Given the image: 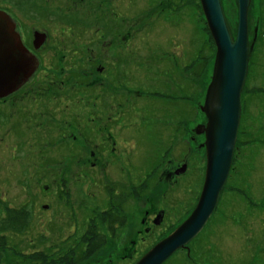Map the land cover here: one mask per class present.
Masks as SVG:
<instances>
[{
    "label": "flooded vegetation",
    "instance_id": "1",
    "mask_svg": "<svg viewBox=\"0 0 264 264\" xmlns=\"http://www.w3.org/2000/svg\"><path fill=\"white\" fill-rule=\"evenodd\" d=\"M148 3L150 7L146 10L147 14L149 12V16L158 21L169 20L170 10L181 12L180 1L176 3L175 0H148ZM257 3L258 24L252 25L251 32L255 35L247 38L250 58L241 87L239 123L247 190L246 208L250 223L247 250L252 253V264H264V62L261 61L262 58L264 60V0H257ZM165 4H169L168 11L162 7ZM119 5L114 3L72 7L70 10L78 12L74 15V21L78 24L75 27L76 34L69 38H58L56 32L55 38H49V30L56 29L54 23L48 30L41 27V23L36 26L28 24L25 17L22 18L10 10L8 0H0V11L4 12L3 17L0 15V45L5 50H8L9 46L13 47L14 34L22 45L11 53L17 60L19 70L26 71L27 61L33 67L25 82L7 95L0 96V152L2 156L14 161L22 171L29 167L23 163L24 159H40L41 164L38 165L37 162V165L41 168L48 167L49 170L44 173L51 176L52 184L49 186L40 183L37 185L41 188L38 191L48 194L51 187L54 197L58 188H64L65 192H68L69 184L75 180L73 174L77 172H80L83 180L88 177V172L101 174L104 189L109 186L105 179L107 182H110V178L115 180L119 190L114 189L109 195L107 206L102 207L96 215H91L93 221L94 218H100L101 227H96L90 222L79 232L83 236L84 231H90V226L95 228L101 236L103 235L98 239L102 243L100 248L107 243L109 232H116L119 227L116 228L115 218L109 225L103 217L107 214L111 217L116 215L120 226L124 228L129 220L125 206L138 201L140 197L132 157L133 138L126 135L133 130V118H141V114H135L132 110V93L143 90L141 87L133 88L130 78L135 77L139 83L146 78L157 82L159 92L167 98L156 95L154 98H164L173 104L176 102L174 93H177V96L182 94L180 98L186 99L188 103L187 113L182 117L177 111L179 107L172 108V113L178 116L173 124V148H167L170 149L169 152L174 149L176 153L165 152L164 156L156 157L158 167L166 163L165 176L171 181L175 182L177 176L187 171L186 165L181 162V144L186 139L184 136L187 134V128H195L192 122L196 119L191 59L185 51L176 52L174 48L169 50L153 46L149 49L138 47V51L127 48V39L116 10ZM105 9L111 11L112 19L106 18L108 12ZM95 11H99L96 16ZM125 18L123 15L122 19ZM71 38L74 39L73 42L69 41ZM82 38L84 42L80 45L76 39ZM68 43L73 45L69 47L68 52H62V46ZM5 50L3 53L8 56L9 53ZM202 53L205 62L203 68L206 69L204 49ZM128 54L132 55L129 60ZM148 59L152 61L150 67ZM176 75L184 80L176 79ZM155 91L154 93H158ZM147 95L151 97V94ZM197 127L194 129L195 135L199 134ZM155 133L162 137L164 133L167 134V129ZM45 160L47 161L44 162ZM182 167L184 172H180ZM94 202L95 199L87 195L83 211L86 219L92 210L91 207L98 206ZM47 207L48 204L41 206L43 210ZM159 212L162 216L159 222L161 223L164 217L163 209L157 210L153 218L147 216L146 210L141 217H135L141 226L135 231V241L139 240L140 235L150 231L149 225L157 226L155 221ZM58 220L60 224L63 221ZM204 228L205 226L202 230ZM79 233H72L75 237H71L76 246L80 243ZM228 235L231 236L228 239L233 243L235 232L230 231ZM89 241L93 243L94 239ZM60 242L59 246L63 248L64 239ZM85 243L87 246L88 243ZM236 249L231 248L234 251ZM220 261L218 259L219 264ZM205 264H210V260L207 259Z\"/></svg>",
    "mask_w": 264,
    "mask_h": 264
},
{
    "label": "rangeland",
    "instance_id": "2",
    "mask_svg": "<svg viewBox=\"0 0 264 264\" xmlns=\"http://www.w3.org/2000/svg\"><path fill=\"white\" fill-rule=\"evenodd\" d=\"M3 1L6 2L7 0ZM8 1L10 10L22 18L25 17L28 24L32 23L36 26L41 23L40 26L48 30L50 25L54 23L56 29L49 30L51 31L49 38H55L56 32L58 38H69L76 34L75 27L78 24L74 21V15L78 12L70 10L72 7L119 3L120 7H117L116 10L119 13L118 20L121 21L119 22L120 26L124 29L125 39H127V48L135 51L139 50H136L138 47L149 49L153 46L169 50L174 48L176 52L185 51L191 59V63L199 55L203 58L204 55L201 50L204 49L205 51L206 69L199 63H194L191 67V71L196 74V79L193 80L196 119L192 125L195 124V128L199 125L197 127L199 134L195 135V128L190 130L187 128V134L184 136L186 139L181 144L183 157L181 162H184L182 164L186 165L187 171L185 174L177 176L175 182L165 176L167 173L164 171L166 163L160 167L156 165V157L164 156L165 152L170 151L167 146L172 147L171 145L174 144L171 138L173 124L178 115L172 113V108L174 106L179 107L177 111L182 117L187 113L188 103L185 101L186 99L180 98L182 94L177 96V93H174L176 102L173 104L164 98L163 100L154 98V95L166 97L159 92L157 82L149 81L146 78L145 81L139 83L135 77L130 78V84L133 88L141 87L143 90L139 93H132V110L135 111V114H141V118H133V130L126 135L129 137L131 135V138L134 139L131 140L133 141L131 146L132 157L134 158L135 172H137L136 179L140 197L138 201L125 206V213L129 220H127L124 228L117 221L118 217L112 215V218L116 219V228L119 227L116 232H109L110 234L106 238L107 243L100 248L101 250L98 249V253L81 262L74 258L72 260H74V264H134L139 257L147 252L148 248L167 236L190 215L189 213L196 205L200 195L206 162L204 136L201 132L206 119L200 110V106L203 104L205 89L212 72V57L215 51L207 25H205L200 3L198 0H175L176 3L180 1L181 12L170 10L169 20L158 21L149 16V12L147 14L146 10L150 7L149 3L147 4L148 0ZM219 2H221L225 24H227L228 31L234 40L238 25V1L219 0ZM134 3L137 5L134 6ZM109 7L114 8V6ZM162 7H165L166 11L169 10V4L162 5ZM248 8L246 34L249 38L250 35L254 34V32L251 34L253 26L258 24L257 0H251ZM105 10L108 12L106 18L112 19L111 11ZM98 12L95 11L94 15L96 16ZM121 15L126 18L123 20ZM134 15L135 17H133ZM110 22L112 23V21ZM76 40L80 45L84 42L83 38ZM69 41L73 42L74 39L71 38ZM71 45L73 44L68 43L62 46V52H68ZM128 55L129 60L132 55ZM150 60L148 59L150 63L148 67L152 65ZM261 61L264 62L263 58ZM176 79L184 80L178 75H176ZM153 88L158 93H154L156 91ZM148 93L151 94V97L147 95ZM164 129H167V134L164 133L162 137H158V133L156 134L155 131H164ZM236 135L230 170L217 199L216 207L205 224V228L196 235V238L192 239L185 247L177 250L163 264H205L207 259L210 260V264H219L218 259L221 260V264H252V253L247 250L250 223L249 212L246 208L247 190L241 123ZM188 136L192 137L193 140ZM175 153V150L172 149L168 154ZM37 162L38 165L41 164L40 159L37 161L24 159L23 163L30 168L22 171L17 168L14 161L2 156L0 152V218L5 214V211H2L4 204L8 208L14 207L16 211H20L18 209L26 206L23 211L27 212V224L24 230L21 232L10 230L3 232L6 236V243L9 245L5 256L14 259L15 256L19 257L18 254L21 252L31 253L37 250H45L49 256L50 264H61L60 261H56L58 255H66L71 249L76 248V242L71 238L75 237L72 233L82 232L83 227L90 222L94 223L96 227H101L100 218H94L93 221L91 215H96L102 207L107 206L109 195L114 189L119 190V185L112 178H110V182L105 179L110 187L106 186L104 189L105 185L101 174L96 175L95 172H88V177L83 180L80 172H77L73 174L75 180L69 184L68 192L66 193L64 188H58L57 195L54 197L51 187L48 194L38 191L40 188L37 187L38 184L45 183L50 186L52 182L51 176L44 173V171L49 170L48 167L41 168ZM106 178L108 177L106 176ZM83 186L85 193L82 192ZM87 195L93 197L95 199L94 204L98 206L91 207L92 210L86 219L83 216V211ZM45 204H48V207L43 210L41 206ZM159 209H163L164 212L162 222L157 226L149 225L150 231L140 235L139 240L135 241V231L141 227L135 217H141L146 210L147 216L153 218ZM81 216L82 218H80ZM58 219L63 220L61 224ZM230 231L235 232L233 237L236 238L233 243L228 239L231 237L228 235ZM68 236L70 237L68 238ZM83 237L80 235L78 239ZM61 239H64L63 248L59 246ZM85 245V242H81L80 247L85 249ZM226 248L230 249L226 250ZM231 248L237 249L234 251ZM243 249L247 251H242ZM2 264L8 263L3 261Z\"/></svg>",
    "mask_w": 264,
    "mask_h": 264
},
{
    "label": "water",
    "instance_id": "3",
    "mask_svg": "<svg viewBox=\"0 0 264 264\" xmlns=\"http://www.w3.org/2000/svg\"><path fill=\"white\" fill-rule=\"evenodd\" d=\"M198 1L215 47L210 81L205 89L203 104L200 106L206 118L205 126L201 129L204 136L206 162L200 195L190 215L167 236L150 247L136 260L135 264H163L175 251L185 247L202 230L212 215L230 170L236 133L240 124L241 87L250 58L247 45L248 34H246V11L250 0H237L238 25L234 40L225 24L221 2L219 0ZM3 13L0 11L2 17ZM12 37L13 47L9 46L8 50H5L0 45V96L15 90L18 85L28 79L33 71L29 61L26 62V71L19 70L17 60L11 56V53L22 45L14 34ZM4 50L9 53L8 56L3 53ZM180 172H184V167L180 169ZM157 216L155 225L162 218L161 212Z\"/></svg>",
    "mask_w": 264,
    "mask_h": 264
},
{
    "label": "trees",
    "instance_id": "4",
    "mask_svg": "<svg viewBox=\"0 0 264 264\" xmlns=\"http://www.w3.org/2000/svg\"><path fill=\"white\" fill-rule=\"evenodd\" d=\"M201 51H203V49ZM202 59L201 55L194 58V61L191 63V67H193L194 63H199L202 66L205 65V62L202 61ZM195 73L198 72L195 71ZM199 75L201 76V74ZM192 76L193 80H195L196 74H194V72H192ZM23 209H26V206L18 209L22 211L20 212L16 211L14 207L8 208L5 204L2 205V211H5V214L0 218V264H2L3 261H6L8 264H50L49 256L45 250H37L36 252L31 253L21 252L18 254L19 257L15 256L14 259L13 257L7 258V256H5L6 251L8 250L7 246L9 247V245L6 243V236L3 232L7 230L12 232H21L24 230L25 225L27 224V212L23 211ZM103 220L106 221L107 224L109 223V225L113 222V218L110 214L104 216ZM89 230V232H83L84 237L80 238V243L76 246V248L71 249L66 255L59 254L56 261H60L61 264H74V260H72L73 258L77 259L78 262H81L89 259L93 254L98 253V249H100V246L102 245L98 239L100 240L102 236L97 232V230H95V228H92V226H90ZM92 238L94 239L93 243L92 241H89L92 240ZM81 242L88 243V245L85 246V249L80 247Z\"/></svg>",
    "mask_w": 264,
    "mask_h": 264
}]
</instances>
